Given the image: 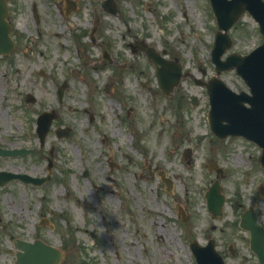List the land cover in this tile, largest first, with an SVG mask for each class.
I'll list each match as a JSON object with an SVG mask.
<instances>
[{
  "label": "rangeland",
  "instance_id": "1",
  "mask_svg": "<svg viewBox=\"0 0 264 264\" xmlns=\"http://www.w3.org/2000/svg\"><path fill=\"white\" fill-rule=\"evenodd\" d=\"M6 1L15 46L0 58V147L33 152L0 158V170L43 177L51 164V178L39 187L13 181L0 188V264H13L17 239L62 249L60 264H195L189 243L209 239L226 264H257L238 217L251 206L264 227L259 150L241 138H213L204 91L185 78L164 96L145 56L129 48L134 40L151 43L207 79L215 32L207 0H114L115 16L98 11L102 0H68L74 9L67 14V0ZM95 15L96 43L125 67L109 65L83 33ZM239 23L232 51L244 53L259 35L249 16ZM222 77L242 87L233 72ZM50 110L57 116L40 148L34 120ZM217 168L225 196L220 220L204 199ZM160 172L171 179L169 191ZM63 235L72 244L67 251Z\"/></svg>",
  "mask_w": 264,
  "mask_h": 264
},
{
  "label": "water",
  "instance_id": "2",
  "mask_svg": "<svg viewBox=\"0 0 264 264\" xmlns=\"http://www.w3.org/2000/svg\"><path fill=\"white\" fill-rule=\"evenodd\" d=\"M6 14L2 0H0V52L6 50L5 46L9 39L7 38V30L4 28L3 16ZM148 57L153 61L157 68V72L160 76L164 75L171 64H167L162 60H159L152 51H148ZM243 71L241 74L245 80L253 87L255 90H264V58L259 61L257 51L253 52L248 56L247 59L242 61ZM219 81L215 78L211 79L209 84L206 85L207 92L210 97L211 110L209 112V120L211 128L215 131L221 133L222 135L234 132L244 135L249 139H254L256 143L261 147L262 153L259 157V162L264 168V97L259 94L256 95L255 101L252 109L245 110L242 106V99L234 97L229 92L225 91ZM252 86V85H251ZM254 99V97H253ZM225 122V124H223ZM48 122L45 124L44 128L48 126ZM1 154H12L10 152H0ZM217 183L213 185L211 192L206 196L208 200V207L213 210V202L215 209H219L221 205V196L216 195ZM240 226L247 229L250 232V246L258 254L261 264H264V231L261 227L255 223V215L253 213H247L242 215ZM37 248V252L35 253ZM33 250H27V253L21 256L19 264H31V256L35 253V258L38 261L37 264H45L42 254L51 252L50 257L58 258V253L56 251H49L47 249H42L36 247ZM198 256L206 257L208 255V250L211 246L208 245L206 248L195 247ZM212 256L216 257L219 264H222L221 260L217 255H215L211 250ZM51 260H48L50 262Z\"/></svg>",
  "mask_w": 264,
  "mask_h": 264
}]
</instances>
